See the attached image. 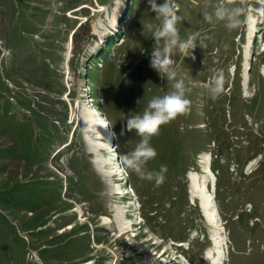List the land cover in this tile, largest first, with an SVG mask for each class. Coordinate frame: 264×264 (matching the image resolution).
I'll list each match as a JSON object with an SVG mask.
<instances>
[{"label": "rangeland", "instance_id": "1", "mask_svg": "<svg viewBox=\"0 0 264 264\" xmlns=\"http://www.w3.org/2000/svg\"><path fill=\"white\" fill-rule=\"evenodd\" d=\"M263 71L264 0H0V264H203L205 155L229 264H264ZM85 108L143 205L121 234Z\"/></svg>", "mask_w": 264, "mask_h": 264}, {"label": "bare ground", "instance_id": "2", "mask_svg": "<svg viewBox=\"0 0 264 264\" xmlns=\"http://www.w3.org/2000/svg\"><path fill=\"white\" fill-rule=\"evenodd\" d=\"M254 27V26H253ZM254 28L251 29L250 32H254L253 31ZM72 41L73 42V36H72ZM264 74V71H263ZM245 79H247V73H245ZM246 86V83L244 84V88ZM247 88V87H246ZM100 114L99 110L94 111V110H90L89 108H85L84 112H83V116H82V120L83 123L86 124L83 127V130L85 131L87 129V139L88 141H93L95 138V140L100 141V145L98 147V149H95L93 146L91 149V153L95 154L96 151H104L106 152V148H107V155L109 158V160H102V161H97L95 162L96 166L99 168L100 162L102 167H108L111 168V171H109L110 173H108L109 175H106L104 172L102 173V175L104 174V176H108V177H115L117 181L122 180V170L120 169V167H118L117 163H115L114 158H112V154L115 155L114 150L115 147L111 144L110 145V140L111 137H113L115 135L114 131L111 128V124L109 121L108 117H102V115H97ZM86 120V121H85ZM86 122V123H85ZM89 128V130H88ZM105 153V154H106ZM102 155V154H101ZM111 155V156H110ZM106 156V155H105ZM111 159V160H110ZM207 159L208 156H203V160H201V166H203V171L202 174L199 173H193L189 176V183H190V187H191V198L192 200L194 198H200V202L203 207V210L205 212V215L202 214V216L204 217L205 221L209 224V226L212 227V242H211V246L209 248L210 251H208V253H210L207 256V260L208 263L207 264H225V261L227 260V251L226 249L228 248V241L226 238V227L224 226L223 220L221 218L220 212L218 210V207L216 206V203L214 201L215 199V195L217 192V189L215 191L210 190L208 188V183H210V181H208L207 179H205V175L203 174H210L211 178H213V180L215 181V185L217 182V178L215 176V174L213 173L212 170L209 169V165L206 164L207 163ZM253 162L251 163V166H253ZM107 169V168H106ZM211 171V172H210ZM65 177V175H63ZM200 177V178H199ZM201 184V186H200ZM126 188L123 187H118L116 186L115 190H114V197L115 195H118L116 197H125V194L127 192ZM129 192H132V189H130ZM120 194V195H119ZM202 199V200H201ZM215 204V205H214ZM133 206V202L130 200L129 202H126L125 205V209L124 211V216L121 218V214H118L117 211L115 212L114 209H111V212H115L114 213V221L116 223V225L119 228L120 234L123 233L124 231H126L127 228H130L132 226L133 223V218H136L138 221V215L136 214V212L134 211ZM78 212H81V219L83 217L82 215V205L77 204V207L74 209ZM127 214V217L126 215ZM123 215V214H122ZM130 218H129V217ZM102 220H103V225L105 226H109L112 228V219L107 216V215H103L102 216ZM141 220V219H140ZM136 223H138L136 221ZM134 227V226H133ZM69 229L71 227H68ZM130 230V229H128ZM140 235V234H137ZM175 244V243H174ZM185 243H177V246H184ZM92 261H87L85 263L82 264H91ZM189 264V263H188Z\"/></svg>", "mask_w": 264, "mask_h": 264}, {"label": "water", "instance_id": "3", "mask_svg": "<svg viewBox=\"0 0 264 264\" xmlns=\"http://www.w3.org/2000/svg\"><path fill=\"white\" fill-rule=\"evenodd\" d=\"M205 179H208L207 177H205ZM203 205V204H202Z\"/></svg>", "mask_w": 264, "mask_h": 264}]
</instances>
